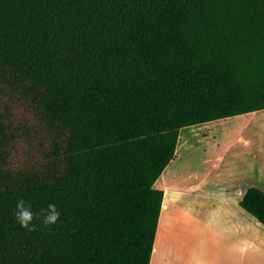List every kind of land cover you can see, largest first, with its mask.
<instances>
[{
  "label": "trees",
  "instance_id": "trees-1",
  "mask_svg": "<svg viewBox=\"0 0 264 264\" xmlns=\"http://www.w3.org/2000/svg\"><path fill=\"white\" fill-rule=\"evenodd\" d=\"M263 108L264 0H0V264H150L180 129Z\"/></svg>",
  "mask_w": 264,
  "mask_h": 264
},
{
  "label": "crops",
  "instance_id": "crops-1",
  "mask_svg": "<svg viewBox=\"0 0 264 264\" xmlns=\"http://www.w3.org/2000/svg\"><path fill=\"white\" fill-rule=\"evenodd\" d=\"M242 115L247 119L236 124L231 141L215 152H204L197 165L200 171L188 173L201 178L198 196L184 194V202H190L184 213L191 232L199 218L200 264H243L244 260L264 264V236L255 227L264 231V225L239 205L247 187L254 185L264 191V108ZM193 235L178 264L196 262L194 252L189 251Z\"/></svg>",
  "mask_w": 264,
  "mask_h": 264
},
{
  "label": "rangeland",
  "instance_id": "rangeland-1",
  "mask_svg": "<svg viewBox=\"0 0 264 264\" xmlns=\"http://www.w3.org/2000/svg\"><path fill=\"white\" fill-rule=\"evenodd\" d=\"M242 116L247 115H235L226 119H218L180 129L179 136L181 139L179 142L180 144L183 143L180 147L176 146L174 158L154 184L155 187L163 190L164 196L154 242L155 248L153 247L155 254L153 260L151 255L152 263L150 264H178L193 234L192 240L194 242L189 246V251H193L195 254L193 256L196 262L193 264H200L198 254L203 247H201L200 240L199 218L197 222L196 211L194 217H192L195 219L196 225L190 220V225L193 223L191 232L189 224H187L189 217L185 215L187 211H184L187 208L190 209V202L189 200L186 203L184 202V194H190L192 197L198 196L201 178L188 173L200 171L197 165L200 155L204 152H215V150H219L231 141V135L236 124L247 119ZM11 119L15 125H18L17 134L23 137L21 128H26L33 135L32 131L36 127L34 126L35 121L22 107L12 110ZM184 137L185 141L183 140ZM196 208L198 209V207ZM255 227L259 232L258 235L260 237L264 236V231L257 226ZM242 263L246 264V261L244 260ZM185 264L191 263L185 261Z\"/></svg>",
  "mask_w": 264,
  "mask_h": 264
},
{
  "label": "bare ground",
  "instance_id": "bare-ground-1",
  "mask_svg": "<svg viewBox=\"0 0 264 264\" xmlns=\"http://www.w3.org/2000/svg\"><path fill=\"white\" fill-rule=\"evenodd\" d=\"M154 248H155V245H154ZM154 254H155V251H154V249H153L152 260H153V258H154ZM152 260H151V263H152Z\"/></svg>",
  "mask_w": 264,
  "mask_h": 264
}]
</instances>
